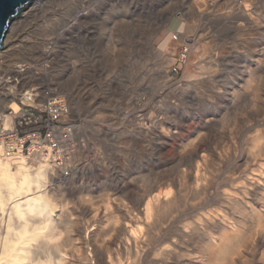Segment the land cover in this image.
<instances>
[{
  "label": "rangeland",
  "instance_id": "rangeland-1",
  "mask_svg": "<svg viewBox=\"0 0 264 264\" xmlns=\"http://www.w3.org/2000/svg\"><path fill=\"white\" fill-rule=\"evenodd\" d=\"M64 1L46 4L38 16L22 24L16 38L22 46L49 47L52 56L35 63L29 60L32 64L25 61V73L43 65L35 79V93L66 95L80 124L76 169L64 178L54 168L55 176H51L56 214L64 211L58 227L70 228H62L58 246L51 244L50 253L62 244L70 252L68 232L91 220L94 226L90 230L99 226L102 231L99 243L110 245L116 235L117 217L122 220L126 210L137 211L140 195L157 181L183 171L194 190L183 191L181 208L164 220L172 222L175 229L185 222L193 225L202 213L213 211L218 215L217 225L219 221L229 223L214 264H264L260 239L264 231L263 180L252 194L244 195L241 189L246 173L259 179L264 170V0H199L206 6L195 27L189 16L196 0H119L117 35L109 19L105 24L98 19L104 17L101 9L69 28ZM91 3L95 4L94 0ZM180 17L179 26L172 27L173 20ZM182 39L192 46L187 62L173 74L171 67L179 57ZM115 43L118 49L114 57ZM39 68L35 70L39 72ZM226 68L234 71L225 74ZM225 75L227 78L222 79ZM27 76L20 84L29 81ZM16 88L23 89L20 85ZM213 89L230 99L202 123L197 121L196 131L186 134L177 123V105L186 106ZM9 92L0 90V96ZM189 123L184 122L185 129ZM96 124L101 125L105 137L90 128ZM120 131L124 136L117 139ZM162 132L168 134L165 143ZM169 150L171 158L156 162ZM192 166L200 167L199 181L194 179L197 172H190ZM204 189L206 195L201 194ZM225 193L231 195L230 201L224 199ZM249 199L251 204L245 210L234 208L237 201ZM253 207H257L255 211ZM63 219L71 223L65 225ZM236 220L240 224L234 229L230 224ZM202 228L204 232L221 233V227ZM202 233L188 240L196 253L204 247ZM162 238L163 234L157 235L156 240ZM74 264L81 262L76 259Z\"/></svg>",
  "mask_w": 264,
  "mask_h": 264
},
{
  "label": "bare ground",
  "instance_id": "bare-ground-1",
  "mask_svg": "<svg viewBox=\"0 0 264 264\" xmlns=\"http://www.w3.org/2000/svg\"><path fill=\"white\" fill-rule=\"evenodd\" d=\"M51 1L53 0H33L23 10L21 15L12 22L4 40V47L0 50V65L5 66L11 72L15 73L17 82L14 81L15 85L12 87L14 88L20 85L23 91H27L24 95V102L26 103L30 102V98L33 95L32 91L36 90L33 89L35 79L38 78V75L41 74L40 72L44 68L43 65L39 66L40 68L37 66L36 68H39L40 71H36L38 70L36 68V70L32 69V72L27 73L29 75L27 76L25 73L27 63L24 64V62L35 60L33 61L35 63L38 59L45 60L50 58L52 53L45 44L41 46H22V44L16 41V38L18 37L22 24L27 21L29 22L28 19L30 17L38 16L41 11L40 9H43ZM91 1H64L65 5H67L66 12L64 13L66 15L64 16L70 19L68 20L69 28L77 26L81 21L89 20L88 18L92 12H95L96 9H101L103 10L104 15H102L104 17L98 19L103 24L109 19L112 25V27L110 25L111 30L117 35L119 29L117 10L120 1L96 0L95 4L91 3ZM101 5L104 6L101 7ZM91 6H94L93 10ZM205 6L206 4L199 0L194 1L191 6L192 10L190 11L192 15L189 16V19L193 21V27L196 25L197 18L203 17L202 14L204 13L203 9ZM182 19L180 17V19L173 20L171 26L177 28ZM98 22L100 23V21ZM201 31V29L197 31L198 39L201 38V34H199ZM179 36L181 35L179 34ZM195 41H197V38H195ZM182 42H187V39H182ZM116 46V43L113 44V56H116V50L118 49ZM22 58L24 60H20ZM29 64H32V62ZM24 76H27L26 78L29 81L20 84V79L24 78ZM257 93L256 95L259 97L258 90ZM11 106L14 110H19L17 103L12 102ZM96 119L98 118L96 117ZM90 128L97 135L106 136L101 125L96 124V126H90ZM123 136V132L120 131L117 133V137H119L117 139H122ZM160 136L163 143L168 141L167 133L162 132ZM118 141L121 142V140ZM97 149H99L97 154L100 155V148ZM192 153L194 156H197L195 149H193ZM83 156L87 158L82 153ZM74 162L76 163L77 160ZM75 169L76 167L74 165ZM0 170H3L4 174V178L0 179V264H74L76 259L81 264H214L215 256L219 249L218 245L225 239L228 231V221L224 220L225 224L219 221L220 225H217L218 220L216 218L218 215L213 211L202 213L199 217V223L196 222L191 225V222H185L183 224L181 223L182 225H177L175 229H172L173 225L171 224V220V223H167L164 220L165 216H171L174 210L181 208L179 205L184 201L182 192L184 191L187 194L189 190H194L190 188V183L187 180L188 175L183 171H179L176 177L173 175L174 178L169 177L166 180L157 181L150 189L145 190V193L139 197L138 206H136L137 211H133L131 208L132 211L125 209L124 214L120 216L122 220L117 217L115 225L116 235L110 245L103 246L99 243L98 237L102 236V231L99 226L96 230L91 231L90 227L93 225L91 223L93 220H91L89 222L91 224L86 223L89 226L86 224L78 225L79 228L71 229L68 232L67 240L71 245L70 252L65 250L64 247L62 248V244L59 250L50 253L51 244L58 246V236L62 233V228L66 230L70 228L66 226H62V228L60 226L58 227L60 217L64 211L59 215L56 214L57 204L51 192L55 189V181L51 177L54 172V166L48 160L39 157L32 160V162H28L23 157L13 162L0 154ZM191 171L197 172L194 179L199 181L200 167L197 166L195 168L192 166L190 167ZM248 174L246 173V182L241 188L242 193L244 195L252 194V190H257L256 187H260L262 180L263 188H261L264 190V170L259 175V179L256 176L250 178V174ZM41 177L44 178L41 179ZM201 194L206 195L207 189H204ZM224 199L230 201L232 198L230 194L225 193ZM250 204V199L249 201L239 200L233 206L236 209L245 210L246 205L248 206ZM142 205L144 206L143 209L141 208ZM256 208L253 207V211ZM62 221L65 222V225L71 223V220L68 221L67 219H63ZM235 223L230 224L234 229L240 224L237 220ZM203 226L205 228H209L210 226L221 227V233L219 232L220 235H218L209 229H206L204 232ZM201 231L203 232L204 247L201 253H196L191 248L188 240H192ZM161 234H163V238L156 240L157 235L161 236ZM75 241H79V244H75ZM91 254L92 257H90Z\"/></svg>",
  "mask_w": 264,
  "mask_h": 264
},
{
  "label": "built area",
  "instance_id": "built-area-1",
  "mask_svg": "<svg viewBox=\"0 0 264 264\" xmlns=\"http://www.w3.org/2000/svg\"><path fill=\"white\" fill-rule=\"evenodd\" d=\"M178 35L174 39H178ZM191 44L181 43L179 57L171 67L178 74L187 62ZM15 73H9L0 65V90L10 91L0 96V154L13 162L22 157L28 162L35 158L48 160L61 176L68 178L74 171L73 163L79 148L77 130L79 121L69 98L64 94L40 95L32 91L30 102H24L27 91L14 87ZM9 84V85H8ZM43 94V93H42ZM17 103L19 110L12 108Z\"/></svg>",
  "mask_w": 264,
  "mask_h": 264
},
{
  "label": "clouds",
  "instance_id": "clouds-1",
  "mask_svg": "<svg viewBox=\"0 0 264 264\" xmlns=\"http://www.w3.org/2000/svg\"><path fill=\"white\" fill-rule=\"evenodd\" d=\"M228 71H234V70H230L227 68L224 69L225 74ZM224 77H226V75ZM224 77H222V79H224ZM173 103L175 104V101H173ZM212 103H213V100H210L206 96H203V97H200V98L188 103L186 106L177 105V110L175 112V116L177 117V123L181 126V128L185 131L186 134H191L192 132L196 131V128L198 126L197 121H199V120H190V119H188V117H191L193 115H198L202 106L207 105V104H212ZM217 103H220V102H217ZM186 120L191 121V123L187 124V127L185 129L184 128V122ZM199 122L202 123V121H199ZM172 154H173L172 150H169L168 152L161 153L157 157L156 162H161V161H164L166 159H169V158H171Z\"/></svg>",
  "mask_w": 264,
  "mask_h": 264
},
{
  "label": "water",
  "instance_id": "water-1",
  "mask_svg": "<svg viewBox=\"0 0 264 264\" xmlns=\"http://www.w3.org/2000/svg\"><path fill=\"white\" fill-rule=\"evenodd\" d=\"M33 0H0V50L12 22Z\"/></svg>",
  "mask_w": 264,
  "mask_h": 264
},
{
  "label": "snow or ice",
  "instance_id": "snow-or-ice-1",
  "mask_svg": "<svg viewBox=\"0 0 264 264\" xmlns=\"http://www.w3.org/2000/svg\"><path fill=\"white\" fill-rule=\"evenodd\" d=\"M94 2H95V0H94ZM103 6L104 5H101V7H103ZM226 78L227 77H224V79H226ZM223 92L227 93V89H224ZM206 97L210 100H213V103L202 106L198 115H193L191 117H188V119L199 120V121L203 122V120L206 116L213 115L216 110L220 109L223 102L230 99L229 96H227L226 94H221V92H219L215 89L211 90L210 93L206 95ZM217 102H220V103H217ZM13 107H15V105H13ZM209 124H211V121H209ZM88 147H89V145H84V148H88ZM96 151L99 152V149H96ZM52 175L55 176V173H53ZM3 178H4L3 170H0V179H3ZM43 178L44 177H41V179H43ZM260 239L262 241L261 246L264 247V231H262Z\"/></svg>",
  "mask_w": 264,
  "mask_h": 264
}]
</instances>
